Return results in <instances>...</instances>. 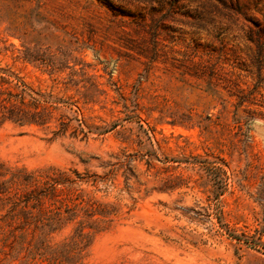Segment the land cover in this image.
Listing matches in <instances>:
<instances>
[{
  "label": "rangeland",
  "instance_id": "obj_1",
  "mask_svg": "<svg viewBox=\"0 0 264 264\" xmlns=\"http://www.w3.org/2000/svg\"><path fill=\"white\" fill-rule=\"evenodd\" d=\"M258 41L264 0H0V264H264Z\"/></svg>",
  "mask_w": 264,
  "mask_h": 264
},
{
  "label": "trees",
  "instance_id": "obj_2",
  "mask_svg": "<svg viewBox=\"0 0 264 264\" xmlns=\"http://www.w3.org/2000/svg\"><path fill=\"white\" fill-rule=\"evenodd\" d=\"M259 42V46H261V47H263L264 48V41L262 42H260V41H258ZM11 117V118H15V119H17V120H23V121H25L26 120V118L27 117H25V115H23V113H20V112H15V111H5L3 114H2V116H6V117Z\"/></svg>",
  "mask_w": 264,
  "mask_h": 264
}]
</instances>
